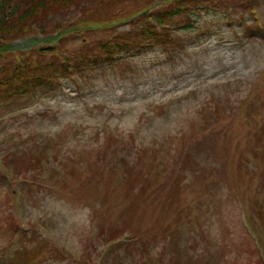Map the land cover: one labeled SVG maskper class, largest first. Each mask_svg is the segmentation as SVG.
<instances>
[{
    "label": "rangeland",
    "instance_id": "rangeland-1",
    "mask_svg": "<svg viewBox=\"0 0 264 264\" xmlns=\"http://www.w3.org/2000/svg\"><path fill=\"white\" fill-rule=\"evenodd\" d=\"M149 1L99 7L55 53L47 35L0 54V80L72 62L0 93V264H264V0H193L162 44L81 59Z\"/></svg>",
    "mask_w": 264,
    "mask_h": 264
},
{
    "label": "trees",
    "instance_id": "trees-1",
    "mask_svg": "<svg viewBox=\"0 0 264 264\" xmlns=\"http://www.w3.org/2000/svg\"><path fill=\"white\" fill-rule=\"evenodd\" d=\"M110 1L112 0H0V54L12 49L11 43L13 40L28 37L29 35H49L48 37H53L52 41L59 42V39L67 32L79 29L73 24L79 25L83 29L93 28L100 21L93 18V15L99 7L108 4ZM176 1L178 2L177 8L166 4L165 7L168 10L164 12L150 10V7L154 5L165 2L173 4ZM79 8H82L80 12ZM196 8L200 9L201 6H199L198 1L193 3V0H167L160 2L151 0L147 5L143 3L142 9L126 18L128 24L135 25L134 30H129L126 34L118 37V39H108L102 42V45H98L104 55H81V59L86 62H99L107 55L112 56L115 50L126 55L137 54L143 49L161 43V40H158L160 36L158 34L159 29L157 30L156 28L157 25H164L166 20L177 14L183 13L186 16L189 13H193ZM70 10H74L75 14L79 13L76 22L73 20L69 22L68 20L65 25L62 22H57L55 27L45 24L51 16L55 17L57 13ZM82 12L84 15L80 17ZM103 25H111V23L101 24L100 26ZM183 27L190 29L192 24ZM55 45L45 49L54 52L59 49L57 44ZM66 61L69 62L65 63ZM70 65L71 62L67 57L63 58L60 66L56 61H51L47 66L38 64L34 68L31 62L22 59L19 63L13 64L9 76L0 80V93H7L8 95H10V92L22 93L31 87L41 86L46 79V81L51 79L50 73L55 71L58 72L59 79L67 77L65 71L69 69ZM58 69L60 70L58 71Z\"/></svg>",
    "mask_w": 264,
    "mask_h": 264
}]
</instances>
